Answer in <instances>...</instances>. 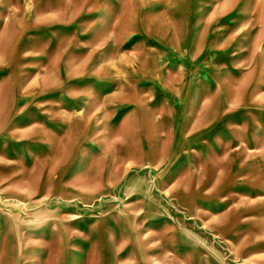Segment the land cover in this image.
<instances>
[{
	"label": "rangeland",
	"instance_id": "1",
	"mask_svg": "<svg viewBox=\"0 0 264 264\" xmlns=\"http://www.w3.org/2000/svg\"><path fill=\"white\" fill-rule=\"evenodd\" d=\"M0 264H264V0H0Z\"/></svg>",
	"mask_w": 264,
	"mask_h": 264
}]
</instances>
